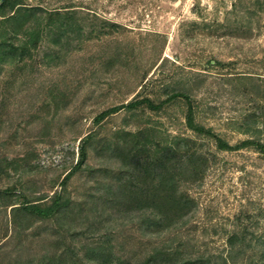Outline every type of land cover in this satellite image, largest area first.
<instances>
[{
  "label": "rangeland",
  "instance_id": "374dc122",
  "mask_svg": "<svg viewBox=\"0 0 264 264\" xmlns=\"http://www.w3.org/2000/svg\"><path fill=\"white\" fill-rule=\"evenodd\" d=\"M254 1L24 0L43 9L94 13L120 28L89 35L88 21L79 39L77 32L69 33L74 39L65 49L47 38L21 65L0 64V189L10 187L17 197L21 188L28 201L47 203L61 193L69 202L65 217L30 218L18 241L4 207L14 198L0 199V264H48L53 257L78 264L98 245L131 256L142 237L130 226L141 213L129 211V200L116 204L107 190L123 160L178 138L194 153L185 161L193 207L181 236L217 260L226 255L227 237L246 230L250 257L239 256L235 264L257 262L251 247L264 234V156L252 145L219 151L213 140L187 129L182 98L158 111L121 107L142 97L157 103L166 91L182 90L191 97L195 122L229 145L264 143V8L248 28L246 14L240 15ZM234 5L239 12L232 11ZM75 21L76 29L78 16ZM96 25L104 28L100 21ZM90 133L86 165L91 170L62 186L77 161L80 140Z\"/></svg>",
  "mask_w": 264,
  "mask_h": 264
},
{
  "label": "trees",
  "instance_id": "16d2710c",
  "mask_svg": "<svg viewBox=\"0 0 264 264\" xmlns=\"http://www.w3.org/2000/svg\"><path fill=\"white\" fill-rule=\"evenodd\" d=\"M259 2L260 0L254 1L251 9L246 7L240 9V15L246 14L247 28L250 27L252 19L258 17L259 12L263 11L264 5ZM7 10L9 13H6ZM237 10L239 12L234 5L232 11L235 13ZM77 16L78 27L75 29L73 26L77 24L75 21ZM0 18V24L3 25L0 28L1 65H21L26 59L31 58V52L38 47V43L47 38L60 50L65 49L68 46L66 44H69L67 40L74 39V36L71 37L69 33L72 35L78 33L79 39L83 36L82 27L88 24V21H90V30L87 31L89 35L117 33L120 28L115 23L100 20L94 13L60 7L43 9L38 5L28 6L24 0H2ZM96 21L104 24L101 26L104 27L101 31ZM242 25L244 26L240 24V28ZM105 29H109V32L107 33ZM61 42L63 44L60 45ZM59 49L54 50L55 56L60 52ZM165 94V98L157 103L150 97H142L121 105V107L134 109L144 106L151 111H158L172 101L182 98L186 103L184 122L187 129L213 140L219 151H237L247 145H252L259 154L264 156V143L246 140L231 146L210 129L197 124L192 100L187 92L171 90L166 91ZM58 105L59 103H56V107ZM119 109L118 106L102 111L94 121L98 122ZM262 116L264 117V114ZM256 117L259 116L256 115ZM262 123L264 124V119ZM93 136L94 134L90 133L80 140L77 161L63 177L62 186L66 185L74 174L87 168L91 170L86 165L87 146L93 140ZM140 152L143 155L123 160L120 171H117L119 173H117L115 184L107 191L116 198V204L120 201L125 204V200H129V205H127L130 207L129 211L141 213L138 222H133L130 228L137 227L141 232L140 237H146V239L140 238V241L136 243L137 247L135 245L132 248L134 251L131 250V256H127L123 251H113L111 247L105 248L101 245L89 247L85 251L83 260L78 259V264H235L239 256H247V248L251 246V243L246 241V235H248L246 230L232 233L227 237L226 255L218 256L217 260H213L212 258L215 257L206 254V251H195L193 239L181 236V230L184 231V226L187 224L186 217L193 207V200L187 192V184L192 180V176L191 173L189 175L185 173L189 170L185 161L194 153H190L186 140L178 138L171 144L158 146L152 152L145 149ZM126 166L132 167L127 168ZM192 172L198 173L196 169H192ZM0 174L4 173L0 170ZM14 191L10 187L0 189V199L12 198ZM17 195L13 197V200L9 199L11 201L5 203L4 207L9 208L12 233L18 241L22 232L27 229L25 225L30 218L44 222L52 218L58 219L61 215L65 217L66 212L69 211V202L63 201L61 193H54L48 203L44 201L45 199L28 201L21 188L18 189ZM62 232L65 233L66 230L63 229ZM255 242L257 246L253 245L251 248L254 250L251 252L257 257V262L251 264H264V234ZM53 258L48 264H68L61 258ZM69 264H74V262Z\"/></svg>",
  "mask_w": 264,
  "mask_h": 264
},
{
  "label": "water",
  "instance_id": "95a60500",
  "mask_svg": "<svg viewBox=\"0 0 264 264\" xmlns=\"http://www.w3.org/2000/svg\"><path fill=\"white\" fill-rule=\"evenodd\" d=\"M2 2V0H0V3Z\"/></svg>",
  "mask_w": 264,
  "mask_h": 264
}]
</instances>
